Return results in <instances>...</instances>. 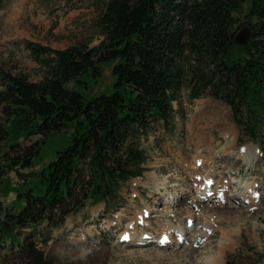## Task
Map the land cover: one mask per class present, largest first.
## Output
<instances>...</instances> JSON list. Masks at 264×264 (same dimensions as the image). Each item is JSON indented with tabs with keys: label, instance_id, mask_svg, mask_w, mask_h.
Returning a JSON list of instances; mask_svg holds the SVG:
<instances>
[{
	"label": "trees",
	"instance_id": "obj_1",
	"mask_svg": "<svg viewBox=\"0 0 264 264\" xmlns=\"http://www.w3.org/2000/svg\"><path fill=\"white\" fill-rule=\"evenodd\" d=\"M239 14L250 32L244 46L234 42ZM95 27L101 41L94 47L24 42L41 71L37 81L0 70V143L12 132L24 136L0 154V188L12 171L38 180L26 183L12 205L0 201L3 261L54 264L40 246L69 215L88 202L107 211L122 205L121 185L142 176L150 134L173 129L182 90L191 100L225 102L238 140L256 144L264 161V0H105ZM236 49L239 58L227 62ZM104 64L114 77L111 93L86 99L68 87L100 78ZM72 124L67 147L39 173L21 174L51 135Z\"/></svg>",
	"mask_w": 264,
	"mask_h": 264
},
{
	"label": "rangeland",
	"instance_id": "obj_2",
	"mask_svg": "<svg viewBox=\"0 0 264 264\" xmlns=\"http://www.w3.org/2000/svg\"><path fill=\"white\" fill-rule=\"evenodd\" d=\"M104 1L0 0V70L40 79L41 71L24 48L26 41L60 50L79 43L97 46L101 38L95 24ZM248 11L246 2L242 16ZM235 16L240 20L233 29L239 32L245 27L241 14ZM235 52L227 56V62L239 58L238 49ZM101 70L100 78L85 76L68 87L86 99L111 93V65L104 64ZM200 105L202 112L195 110ZM174 109L173 129L158 127L143 144L147 160L142 176L121 185L124 203L107 211L103 203L88 202L53 230L47 245L40 246L54 264H205L202 252L210 246L219 248V243L229 246L223 264H264V161L259 159V147L244 137L238 140L231 109L221 100L209 96L191 100L188 91L182 90ZM5 127L11 129V124ZM74 129L72 124L51 135L33 167L21 174L44 169L57 151L69 145ZM16 141L23 143L24 136L12 132L0 143V154ZM248 146L256 154L242 161L237 154ZM27 179L8 172L0 201L10 206L26 183L38 185V180ZM203 180L212 188L207 195L193 188L194 181ZM246 184L254 190L255 205L249 208L240 196ZM209 213L215 216L206 220ZM207 222L212 226H206ZM202 230L208 233L202 235ZM167 231H171L169 237L162 239ZM4 253L0 250V255ZM2 258L0 264H16Z\"/></svg>",
	"mask_w": 264,
	"mask_h": 264
},
{
	"label": "bare ground",
	"instance_id": "obj_3",
	"mask_svg": "<svg viewBox=\"0 0 264 264\" xmlns=\"http://www.w3.org/2000/svg\"><path fill=\"white\" fill-rule=\"evenodd\" d=\"M195 110L199 111V112L203 111L201 105L197 106L195 108ZM213 114L215 116H217V111H213ZM199 117H202V116H199ZM226 124H227V121L225 120L224 125H226ZM229 134H230V132L227 133V135H229ZM225 138H227V136H225ZM210 145H212V140L210 141ZM223 152L226 153V151H223ZM255 154H256V149L253 146H248V147H246V149L243 148L242 152L240 154H237V155L242 161H250V159L253 158ZM222 156H224V155H222ZM202 178H204V175L201 177V179ZM207 182H209V181L203 180V182L195 184L196 182L194 181V183H193L194 185L193 184L192 185H193L195 192H199L200 194L206 193V195L209 194L212 191V188L209 186V183H207ZM198 186H201V188L198 189ZM253 195H254V190H253L252 186L246 184L244 186V190L240 193V196L243 200H246L248 202V206H247L248 208L255 205ZM169 198L170 197H168L167 200H169ZM233 199H235V197ZM232 203H233V200H228V204H232ZM241 204L244 205V201H242ZM213 216H215V215H213L212 213H209V214L205 215V217H206L205 219L207 220V218L213 217ZM208 225L212 226V224H210V222H207L206 226H208ZM170 229H172V228L170 227ZM171 231H167V232L163 233L161 235L162 239H164L166 237V235L168 236L171 233ZM173 231H174V229H173ZM200 232L202 235H206L208 233V231H205V230H202ZM218 247L219 248L212 249V247L210 246L209 248L205 249L202 252V259H203L205 264H223V262H224L223 253L227 248H229V246L224 245L222 243H219Z\"/></svg>",
	"mask_w": 264,
	"mask_h": 264
},
{
	"label": "water",
	"instance_id": "obj_4",
	"mask_svg": "<svg viewBox=\"0 0 264 264\" xmlns=\"http://www.w3.org/2000/svg\"><path fill=\"white\" fill-rule=\"evenodd\" d=\"M250 39V32L247 28L237 32L234 38V42L239 46H244Z\"/></svg>",
	"mask_w": 264,
	"mask_h": 264
}]
</instances>
